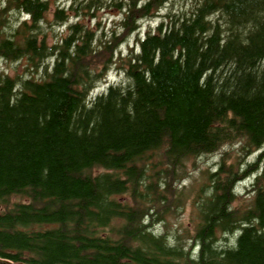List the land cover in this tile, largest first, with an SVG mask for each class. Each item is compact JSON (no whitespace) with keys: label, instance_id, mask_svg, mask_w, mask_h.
Instances as JSON below:
<instances>
[{"label":"trees","instance_id":"obj_1","mask_svg":"<svg viewBox=\"0 0 264 264\" xmlns=\"http://www.w3.org/2000/svg\"><path fill=\"white\" fill-rule=\"evenodd\" d=\"M0 59L25 62L0 72V258L264 264V0H1ZM220 152L172 234L187 165Z\"/></svg>","mask_w":264,"mask_h":264},{"label":"rangeland","instance_id":"obj_2","mask_svg":"<svg viewBox=\"0 0 264 264\" xmlns=\"http://www.w3.org/2000/svg\"><path fill=\"white\" fill-rule=\"evenodd\" d=\"M1 2V0H0ZM63 3H59L57 2L55 7H67V6H63ZM164 14H161L160 17H154L149 19L148 21H144L141 23V34L146 33L147 31L151 30V29H155L158 24L161 22V16H163ZM19 15H17L15 17V20L19 19ZM120 20L118 19V15L117 12L113 9H106L103 11H99L97 13V18L94 19L93 22H91V24H93V27L99 30H104V32H111L112 30H114L118 25H119ZM98 23L100 24L98 26ZM57 33H62L59 32V30H57ZM51 42L55 41L56 39H54V37L51 35ZM131 47H135L136 46V37L131 39L127 44H125L123 46V50L127 51L128 50V46ZM25 62H17V63H10V62H6L4 60L0 59V72H7L11 75H15V73L17 72H21L24 70V66ZM124 79V77L122 75H119L115 70H112L107 78L102 81L97 89L93 92V96L92 98H96L97 95L103 93L104 91H106L108 89L109 86L113 85V84H117L122 82V80ZM237 151L238 148L235 147H231V146H227L226 148H224L221 152H230L232 153L233 156L237 155ZM218 153L214 156H209V157H202L199 160H197L195 163L191 162L187 165V171L189 173V176L187 177V179H184L181 183H179L178 188L182 191H184L185 193H187L189 195V200L187 205L185 206V209H183V212L175 217V218H170V222H171V232L172 234L177 233V230L180 229V227H185L188 229H193V226L196 222V216L193 215L192 213V202H193V198H194V194L198 189H201L202 186L207 183L206 178H204L202 176V172L209 170L210 172H215L218 163L220 162L221 158H222V153ZM256 160V156L252 157L250 159V162H254ZM250 181H247L245 183H243L242 185H240L238 187L237 193L239 195V200H238V204H236L237 206H241L243 205V203H247V190H248V186H250ZM17 198H15L16 200ZM225 237L221 238V243L219 244L220 247H226L227 245L231 246L233 244L232 239L230 241H226Z\"/></svg>","mask_w":264,"mask_h":264},{"label":"water","instance_id":"obj_3","mask_svg":"<svg viewBox=\"0 0 264 264\" xmlns=\"http://www.w3.org/2000/svg\"><path fill=\"white\" fill-rule=\"evenodd\" d=\"M0 264H23V263H14V262L9 261L7 259L0 258Z\"/></svg>","mask_w":264,"mask_h":264}]
</instances>
